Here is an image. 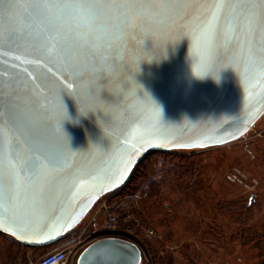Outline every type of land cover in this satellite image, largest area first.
Instances as JSON below:
<instances>
[{
  "label": "water",
  "instance_id": "1",
  "mask_svg": "<svg viewBox=\"0 0 264 264\" xmlns=\"http://www.w3.org/2000/svg\"><path fill=\"white\" fill-rule=\"evenodd\" d=\"M263 113L264 0H0V232L52 245L148 153ZM142 258L106 236L77 264Z\"/></svg>",
  "mask_w": 264,
  "mask_h": 264
},
{
  "label": "rangeland",
  "instance_id": "2",
  "mask_svg": "<svg viewBox=\"0 0 264 264\" xmlns=\"http://www.w3.org/2000/svg\"><path fill=\"white\" fill-rule=\"evenodd\" d=\"M162 160L169 162V170L157 177V190L144 191L143 172ZM138 166L134 187L128 183L129 190L101 197L58 242L20 246L0 235V251L13 249L26 256L27 264H37L64 246L126 234L142 248L141 264H264V113L228 144L150 152ZM110 218L117 230L102 235ZM190 226L194 232H188ZM217 227L220 245L212 240ZM234 233L235 242L230 241Z\"/></svg>",
  "mask_w": 264,
  "mask_h": 264
},
{
  "label": "trees",
  "instance_id": "3",
  "mask_svg": "<svg viewBox=\"0 0 264 264\" xmlns=\"http://www.w3.org/2000/svg\"><path fill=\"white\" fill-rule=\"evenodd\" d=\"M168 152H170V151H155L153 153H159L160 154V153H168ZM141 161L139 163H141ZM168 163L169 162H167L165 160L156 161V164L154 165V168H152L151 171H148V172L144 171L143 172L144 174L142 175L143 176V178H142L143 179V181H142V187L143 188L142 189L144 191L151 193V191L157 190L156 187H155V184H157V177L161 173H163L165 170H166V172L169 170ZM138 167H139L138 165L135 167V169L133 170V172H132L131 176L129 177L128 181L121 188H119V190L117 192L121 193V191L123 192V190H125V189L129 190L131 187L135 186L134 181L138 177H140V176H138V174L136 176H134V174L139 170ZM128 183H129V185H131L130 188H127ZM162 189H163V187H162ZM251 205H252V203H251ZM193 230H194V226H190V229H189L188 232H194ZM212 230L216 234L215 237L212 239L213 242L214 243L215 242L218 243V241L221 242V240H222V230L220 228H218V227L215 228V229H212ZM0 235L5 237V238H7V239H9L11 241V243H14V245L17 244V245H20V246H22V245L24 246L23 243L17 241L14 237H12V236H10V235H8L6 233L0 232ZM166 235L170 236V234H166ZM236 240H237V237H235V233L231 234L230 241L235 242ZM218 244L220 245V243H218ZM27 246H30V245H27ZM34 247H43V246H34ZM3 251L4 252L0 251V264H27L26 256H24V255H19L18 256L17 253L15 251H13V249L9 250L8 248H3ZM153 259L157 262V257L155 255V253H154V258Z\"/></svg>",
  "mask_w": 264,
  "mask_h": 264
},
{
  "label": "built area",
  "instance_id": "4",
  "mask_svg": "<svg viewBox=\"0 0 264 264\" xmlns=\"http://www.w3.org/2000/svg\"><path fill=\"white\" fill-rule=\"evenodd\" d=\"M113 220H115V218H110V221L105 226V229H102L100 231V232H102V235H105V233H108V232H114L115 231L116 227H115V224L113 223ZM106 236H109V235H106ZM100 237H105V236H100ZM121 237L129 239V237L126 234L121 235ZM97 238L98 237L89 238L82 245L77 244L75 247L64 246L63 248L49 252V253L43 255L39 259L37 264H77L78 258L80 256V254L82 253V251Z\"/></svg>",
  "mask_w": 264,
  "mask_h": 264
}]
</instances>
